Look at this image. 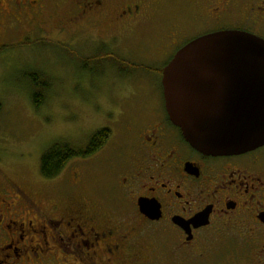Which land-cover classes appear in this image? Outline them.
<instances>
[{"label":"flooded vegetation","instance_id":"flooded-vegetation-1","mask_svg":"<svg viewBox=\"0 0 264 264\" xmlns=\"http://www.w3.org/2000/svg\"><path fill=\"white\" fill-rule=\"evenodd\" d=\"M161 3L0 0V26L12 30L33 23L37 34L18 36L53 41L68 58L62 66L121 70V39L135 22L152 18ZM180 6L189 25L188 32L181 30L190 40L227 29L264 39V0H182ZM73 55L98 59L85 64ZM131 63L141 69L131 72L152 80L133 88V110L142 103L123 130L121 160L108 162L95 194L43 203L14 181L1 186L0 264L28 259L35 264H169L174 258L210 261L221 253L225 264L246 259L264 264V145L237 154L197 150L168 114L163 69ZM52 82L36 79L34 88H53ZM102 128L110 132L98 149L71 158L48 181L67 175L69 186L81 182L82 170L71 166L68 174L70 161L92 160L110 144H119L112 126ZM90 139L80 147L100 142Z\"/></svg>","mask_w":264,"mask_h":264},{"label":"rangeland","instance_id":"rangeland-1","mask_svg":"<svg viewBox=\"0 0 264 264\" xmlns=\"http://www.w3.org/2000/svg\"><path fill=\"white\" fill-rule=\"evenodd\" d=\"M181 1L162 0L152 18L133 24L120 41L118 60L121 67L119 64L118 67L121 70H106L95 64L89 66L92 69L62 66L68 58L56 50L53 41L31 37L21 40L18 36L37 34V28L31 29L33 23L25 21L23 27L12 30L0 26V187L14 181L36 193L43 203L97 193L99 179L107 170L108 162L121 160L120 145L126 142L123 130L142 103L133 110V97L136 96L133 88L152 80L149 75L131 72L141 70L131 66V61L139 66L151 65L150 70L160 71L190 40L181 30L182 27L189 31L182 17ZM72 57L85 64L98 59L83 55ZM36 79L51 80L54 87L35 89ZM36 93L42 99L39 107L34 104ZM106 125L114 128V139L119 144H110L92 160L70 161L68 174L71 166L83 173L82 181L76 186H69L70 176L67 175L54 181L42 175L41 156L55 141L78 148L84 146L94 131ZM78 157L84 156L75 158ZM63 186L70 191L63 190ZM221 255L210 261L192 258L183 263L174 258L169 264H225L224 255ZM24 264L35 263L28 259ZM238 264L255 263L246 259Z\"/></svg>","mask_w":264,"mask_h":264},{"label":"water","instance_id":"water-1","mask_svg":"<svg viewBox=\"0 0 264 264\" xmlns=\"http://www.w3.org/2000/svg\"><path fill=\"white\" fill-rule=\"evenodd\" d=\"M165 105L187 141L206 154L264 145V39L227 29L196 37L163 68Z\"/></svg>","mask_w":264,"mask_h":264},{"label":"trees","instance_id":"trees-1","mask_svg":"<svg viewBox=\"0 0 264 264\" xmlns=\"http://www.w3.org/2000/svg\"><path fill=\"white\" fill-rule=\"evenodd\" d=\"M34 104L36 107L42 104L40 94L36 93ZM108 128H100L91 135V142L94 139L100 140L96 145H92L89 148L75 147L72 144L63 141H55L50 145L41 156V173L46 178H52L57 176L69 162V160L76 156H87L101 145V140L104 141L109 134ZM95 141V140H94ZM93 141V142H94Z\"/></svg>","mask_w":264,"mask_h":264}]
</instances>
